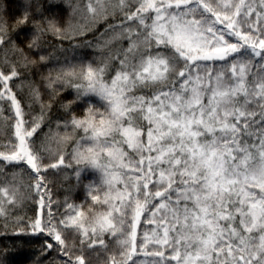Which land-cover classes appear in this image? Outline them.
Listing matches in <instances>:
<instances>
[{"label":"snow or ice","instance_id":"obj_1","mask_svg":"<svg viewBox=\"0 0 264 264\" xmlns=\"http://www.w3.org/2000/svg\"><path fill=\"white\" fill-rule=\"evenodd\" d=\"M68 6L72 13L86 9L92 27H62L56 14L35 20L27 8L10 24L0 11V48L18 58L5 55L10 71L0 69V100L11 102L17 118L15 142L0 145V179L12 178L0 184V237L8 235L6 206L25 198L16 182L26 173L36 214L26 224L17 218L13 234L51 238L40 249L42 256L57 253L49 264H86L84 246L106 249V236L119 244L109 264H264V0ZM100 24L96 47L110 49L102 63L69 62L45 78L49 88L74 90L66 110L85 105L83 116L64 122L63 133L46 137L65 148L71 143V152L37 147L32 137L44 117L25 127L10 86L21 75L17 65L46 64L49 34L91 47L87 35ZM29 25L21 46L13 34ZM32 94L39 99L38 89ZM66 156L83 166L78 179L87 170L98 173L85 185L87 211L67 201L64 213L52 209L45 174L71 167Z\"/></svg>","mask_w":264,"mask_h":264},{"label":"trees","instance_id":"obj_2","mask_svg":"<svg viewBox=\"0 0 264 264\" xmlns=\"http://www.w3.org/2000/svg\"><path fill=\"white\" fill-rule=\"evenodd\" d=\"M79 2L81 7H83L85 0H79ZM69 3L75 4L77 0H56L55 3H51L50 0H0V11L6 15L10 24L16 17L22 15L25 8H27L35 20H43L44 17L51 18L53 14H56L62 27L77 30L92 27L91 20L87 18L86 9L83 12L72 13L71 7L68 6ZM104 26V24H100L96 26L94 31L88 33L87 39L92 41L91 47L85 46L81 38L61 40L49 34L44 38L45 42L43 44V54H51L46 64L30 65L27 69L20 67L19 64L17 65V70L21 75L11 81L10 86L21 102L24 113L23 118L28 122L25 127H30L32 122L42 114L44 117L40 128L32 137L37 147L43 143L53 151L58 148H64L67 152H71V143L65 148L64 145H57L55 139H46V137L50 134V130L52 133L56 131L63 133L64 122L70 121L73 114L83 116L85 105H73L70 110H66L62 105L73 99L74 90L60 84H55L52 88H49V82L45 78L48 77L50 70L57 69L60 65H66L69 62L75 64L83 60L92 61L94 65L102 63L108 56L110 49L97 48L96 37L103 31ZM31 33L32 27L29 25L19 29L18 33H14L13 36L18 44L24 46ZM100 43L102 44L103 41H100ZM75 44H80L81 46L75 47ZM117 46L114 43L111 49L114 50ZM124 46H127V41H124ZM5 55H7L9 62H16L18 58L10 50L5 53L4 49L0 48V69L7 73L10 71V66L4 63ZM55 74V71H53L52 76L54 77ZM33 88L39 90V99L33 96ZM53 89L58 94L54 93ZM16 119L15 110L11 106V102L6 99L0 100V145L8 144L9 141L15 142L14 125ZM58 124L61 125L59 129H57ZM0 150L5 149L0 147ZM66 162H71L72 166L67 168L62 166L59 170L50 169L45 174V182L48 185L53 202L52 209L53 211L58 209L59 213H64L65 201H67V203L81 205L87 211L92 201L87 195L85 185L93 180H98V173L93 170H87L86 172H81L78 179L76 175L77 169L83 166L72 162L70 156H66ZM24 167L26 168V166ZM6 171L10 172L11 170ZM11 179V176L8 175L0 179V184L8 183ZM16 183L19 184L25 198L15 206H6V210H10L7 217L8 235L0 237V264H36L37 260H40L41 264H49V261L53 259L58 261L59 257L56 252H49L47 256L41 255L40 249L45 239L53 242L51 238L45 235L21 234L17 236L13 234L14 229L18 228L20 224H26L28 218L36 214L37 209V205L34 203L37 198L35 193L32 192L33 199H28L27 196L32 190H26L25 188V185L32 184L34 181L29 179V176L25 173L22 178H18ZM17 218H22L20 224L17 223ZM4 223L5 219L0 217V225ZM144 227L150 228L152 226L147 225ZM68 237L71 240V232L68 233ZM105 240L108 245L106 249L99 246L89 249L86 245L84 246L86 264H109V257L113 253H118L119 244L116 239L106 236ZM76 242L77 250H79L78 236L76 237ZM77 254H79V251H77ZM139 259L144 260L145 258L141 256ZM147 259L151 260V257Z\"/></svg>","mask_w":264,"mask_h":264}]
</instances>
